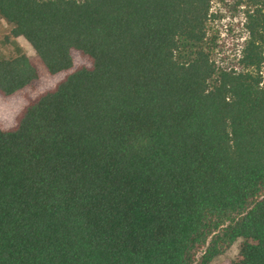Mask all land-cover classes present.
<instances>
[{"label":"trees","instance_id":"1","mask_svg":"<svg viewBox=\"0 0 264 264\" xmlns=\"http://www.w3.org/2000/svg\"><path fill=\"white\" fill-rule=\"evenodd\" d=\"M213 1L0 0L65 74L0 127V264H210L237 241L229 264H264V0H231L235 67L207 51ZM40 85L0 59V98Z\"/></svg>","mask_w":264,"mask_h":264},{"label":"rangeland","instance_id":"2","mask_svg":"<svg viewBox=\"0 0 264 264\" xmlns=\"http://www.w3.org/2000/svg\"><path fill=\"white\" fill-rule=\"evenodd\" d=\"M242 8L234 7L231 0H215L211 3L210 17L206 23V48L212 60L219 67H235L243 42L246 39ZM11 26L0 19V59L13 58L25 54L40 72L41 85L33 90L24 89L8 98H0V127L7 129L13 125L16 115L26 105L27 98L53 87L63 78L64 73L48 76L27 42L10 35ZM81 63L74 56L73 69ZM264 79V62L261 68ZM240 241L235 242L223 255L216 257L210 264H229L236 258Z\"/></svg>","mask_w":264,"mask_h":264}]
</instances>
